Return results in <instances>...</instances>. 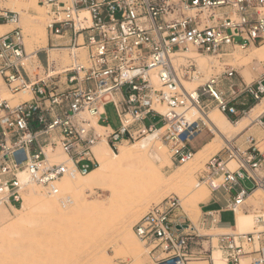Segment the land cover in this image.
<instances>
[{
  "label": "built area",
  "instance_id": "1",
  "mask_svg": "<svg viewBox=\"0 0 264 264\" xmlns=\"http://www.w3.org/2000/svg\"><path fill=\"white\" fill-rule=\"evenodd\" d=\"M36 3L45 12L46 48L31 53L19 13L0 8V26L12 27L0 33V204L7 207L21 205L28 185L55 196L64 178L95 169L94 148L103 141L115 152L157 130L172 165L182 166L195 154L191 142L204 131L212 136L205 121L211 108L240 119L264 96V72L246 83L226 65L193 95L182 84L202 74L185 53L218 61L264 44V0ZM49 50H65L68 62L50 59ZM107 104L115 109L117 130L105 123ZM191 107L200 115L183 125L180 110ZM154 118L162 125L146 124ZM253 123L258 136L225 145L208 158L195 184L227 196L226 211L251 214L252 232L200 234L209 217L218 223L212 213L193 223L180 198L170 195L132 227L152 264H214L215 250L223 264H264V202L246 206L257 190L264 194V110Z\"/></svg>",
  "mask_w": 264,
  "mask_h": 264
},
{
  "label": "rangeland",
  "instance_id": "2",
  "mask_svg": "<svg viewBox=\"0 0 264 264\" xmlns=\"http://www.w3.org/2000/svg\"><path fill=\"white\" fill-rule=\"evenodd\" d=\"M34 1L37 5V0H21V5L14 6L13 4H10L8 0H0V8H7L19 13L20 26L24 35V44L25 46L31 44L32 51L37 48H42L39 47L40 44L38 43L36 32L43 28L45 29L44 25L46 20L43 8L38 5L43 12V15L40 18V10L35 7V4L33 3ZM11 28L12 27H10V29ZM261 46L256 47L259 48ZM244 51L245 50H236L235 52H229L228 56L222 57V59L218 61L210 57L196 58V61L202 70V74L199 80L195 82L186 81L190 82L188 87H190V89H196L211 76H215L222 72L224 65L230 66L236 70L239 77L244 80L242 76L243 74L245 79L249 80L245 81L246 83L257 80L264 72V62H260L255 58L250 61V63H246V60L242 61V55L245 57L248 56ZM247 73L250 74L251 79ZM104 109L107 117L105 123L113 130H117L119 127V121L113 105L107 104ZM210 112H213L215 117L219 118L220 114L217 108H211ZM150 123H155L158 127L162 125L159 118L151 119L150 122L146 121L147 125ZM204 137L205 133L201 134L191 142L189 147L192 150L196 149V147L199 146V142ZM213 137V134L212 136L210 135L209 140ZM137 141L138 140L125 145H131ZM123 146H121V148ZM156 146L160 148L159 151L162 153L160 154V159L156 160L157 175L152 179L155 180V182L149 181L147 173L140 171V182L133 183L134 185L131 184L124 188L125 191L130 193L122 199L119 198L113 201L115 204H117L118 201L121 202L119 203L120 206L126 211L132 213L129 216L124 229H119L120 226H118L115 231L108 232L105 235L101 234V237V235L96 234L94 229L88 228V225L92 223V221L96 222V220H101L103 217V213L97 214L98 212L91 208L94 209V206H105L108 204L109 200H112L110 199L112 198V195L109 192L110 190L105 191L96 188L90 193L81 194V197L78 198L80 201L78 205L74 204L78 195H65L61 200H58L61 204L57 208L48 211L46 215L30 216V219H32V221L30 220L31 225H25V227L23 225L17 228L14 226L15 228H12L10 224L7 225V223H10L17 218L10 207L0 205V218L1 220H4L0 223V234L2 233L0 236H3L0 237V264H152L148 255V250H145L143 244L137 240L132 231L133 225L150 207L158 204L161 200L170 195H176L181 199L180 201L182 202L181 205L184 212L193 223H197L201 216V211L194 208V206L188 202L187 198L194 189L193 187L196 184L197 174L204 169V165L208 158L216 154L225 145L224 143L219 142L212 149L205 152L199 161L194 162L193 159V161L191 160L182 166L172 165L168 149L160 140L156 143ZM115 153H118V151H115ZM180 168L189 173L187 172L184 179L178 178L177 180H171V177H173ZM124 180L127 181L129 179L124 178ZM134 180L136 181V179ZM245 187L248 188L249 184H245ZM39 189L40 192L42 191L41 193L45 192L41 188ZM203 192L205 195H209V190L206 187H203ZM134 193L137 194L135 196H138V199L133 196ZM128 196L131 197L129 198ZM184 196H186L185 199ZM121 200H123V203ZM263 202L264 194H260L258 198L253 197L249 199L248 204L257 208L259 207V204ZM208 205V208L214 207L212 203H209ZM246 215L251 216L252 231L254 228L253 217L251 214ZM237 216H239V220L243 224V229H246L248 227V220L241 215ZM227 223H229L228 217L224 219L223 225ZM92 225L95 226L96 223H92ZM6 226L11 227L9 228V232ZM124 233H131L132 238L136 243L135 245H138L137 248L141 254L138 260L134 258V250L132 248H122ZM222 233L225 232L217 230H200V234L217 235ZM1 238H6V240ZM216 256L220 258L219 253H215L214 257Z\"/></svg>",
  "mask_w": 264,
  "mask_h": 264
},
{
  "label": "bare ground",
  "instance_id": "3",
  "mask_svg": "<svg viewBox=\"0 0 264 264\" xmlns=\"http://www.w3.org/2000/svg\"><path fill=\"white\" fill-rule=\"evenodd\" d=\"M8 2L10 4H13L14 6L22 4L21 0H8ZM33 3L35 4V1ZM35 7L39 8L40 18H41V16L43 15L41 7H39L36 4H35ZM83 15L88 17V14L86 12H83ZM4 30H5V27L0 26V32L4 31ZM36 35L38 36L37 40H38V43L40 44L39 47L46 48V32H45V29L43 28L40 31H37ZM25 49H26L27 53L33 52L31 44L26 45ZM38 49H42V48H37L36 50H38ZM241 51H243V50H241ZM244 52L247 53L248 56L245 57L244 55H242L241 56V57H243L242 61L246 60V63H250V61H252L255 58L260 62L261 61L264 62V45L259 47V48L253 46V47L249 48L248 50H245ZM49 56H50V59L60 57L63 60H65V62H68V54L66 53L65 50L62 53H56L55 50H49ZM184 56H185V58H192L196 62V65L198 66V68L201 70V68L199 67V65L196 61V58L200 59V58H203L206 56H198L192 52L185 53ZM180 62H186V61L181 60V61H179V63ZM201 72H202V70H201ZM247 75L250 76L249 73H247ZM189 83L190 82H186V81L182 82L186 91L189 94L193 95V92L195 89H190V87H188ZM260 102L261 103L255 109H253L251 111L250 115H248L246 118L240 120L239 123L237 122V124H235V125L228 122L225 119V117L223 116V114H221L220 112H219V114H220L219 118L215 117L213 112H210L207 115V118H205V121H206V123H207V125H208V127H209V129L212 132L214 137L211 139L210 142H208L206 145H204L202 148H200V150L195 152V154L193 156L194 162L199 161V159L201 158V156H203V154L205 152L212 149L219 142L224 143V144L227 143V145H228L230 142H228L226 140H230L235 133H237L243 126H245V124H247V122L249 120H251L253 117H255L262 110V108L264 107V96ZM159 112H161L162 114H165L166 108L160 107ZM180 112L184 114L182 116V118L184 117L182 119V121L186 120V122L183 125H185L187 122H191L192 120H194L196 117H198L200 115L198 110L194 107L184 109V110H180ZM159 140L160 139L158 138V131L156 130V131H153L152 133H148L146 136L142 137L141 139H139L134 144H131V145L121 144V145H119L118 153L113 152L107 146V144L104 141L99 143L94 148V152H95L96 158L98 160V166L95 169L91 170L86 175H77L75 178H64L58 186L59 193L55 196L48 195L46 192L41 193L42 191L40 192V189H39L40 187H37V186L32 185V184L28 185L22 194L21 206H18V207L10 206V208L14 212L15 217L17 219H15L14 221H12L10 223H7V225L10 224V226L12 228L14 226L17 228V227H19V226L21 227L23 225H24V227H25V225H31L30 220L32 221V219H30V216L46 215L48 213V211L57 208L61 204L58 202V200H61L63 198V196L69 195V194L78 195L76 197V201L74 202L75 205H78L80 203L78 198L81 197V194L90 193L92 190L97 188V189H101V190H105V191L110 190L109 192L112 195V198H110V199H112V200H109V203L106 204L105 206L99 205V206H94V209L91 208L92 210L97 211L98 212L97 214L103 213V217L101 218V220L100 219L96 220V222L92 221V223H96V225L93 226L92 223H90L88 225V228L94 229V231L98 235H101V234L105 235L108 232L115 231L118 226H120L119 229H121V228L124 229L126 226L127 220L132 213L123 209L119 204L121 202L118 201V203L115 204L113 201L117 200L119 198L122 199V198H124V196H126L127 194L130 193L128 191H125L124 188H126L127 186H129L133 183L140 182V179H139L140 178V176H139L140 171L147 173V177H148L149 181L155 182V180H152V179L154 177H156L155 175H157L156 160L160 159V154L162 153V152L160 153V151H159L160 148H158L156 146V143ZM121 146H123V147L121 148ZM161 156H163V155H161ZM193 159H192V161H193ZM163 161H164V159H163ZM163 161H162V163H163ZM166 161H167V159H166ZM233 164L234 163L231 162L230 165H233ZM187 172L188 171H185L184 169L180 168V170L173 177H171V180H174V179L177 180L178 178L184 179V176L187 175ZM190 172H191V170H190ZM145 176H146V174H145ZM124 178L129 179V180L126 181V180H124ZM134 179H136V181ZM154 188H156V187H154ZM193 188L194 189L192 190V193L187 198V200L189 203H191L194 206V208H196L199 211L198 203L205 197V194L203 192V187L196 188L194 185ZM137 191H138V189H137ZM117 193H119V194H117ZM135 193H137V192H135ZM135 193H134V195L133 194H131V195L136 197L135 195H137V194H135ZM260 194H263L262 190H257L252 196L249 197V199H251L253 197L258 198L260 196ZM128 197L130 198L131 196H128ZM185 197L186 196H184V199H185ZM139 198H140V196H139ZM121 201L123 203V200H121ZM70 204H73V203H70ZM0 205H3V204H0ZM235 215H241L248 220V227L246 229L245 228L243 229V224L239 220V216H237V230H238L237 232L249 233L251 231V220H252L251 216L243 214L241 212H236ZM3 219H4V217H3ZM3 221L4 220H1V218H0V223ZM11 227L6 226L8 232L10 230L9 228H11ZM223 232H227V231H223ZM0 237H3V236H0ZM101 237H102V235H101ZM1 239L6 240V238L5 239L1 238ZM122 243H123L122 248H132L134 250V258L138 260L139 257L141 256V254L139 252V249L137 248L138 245L137 246L135 245L136 243L133 240L131 233L130 234L124 233V238H123ZM145 250L147 251L148 249L145 248ZM215 253H219V252L215 251L212 254V260H213L214 264H220V263L223 264L221 256H220V258L218 256L214 257ZM198 264H202V263H198ZM203 264H206V263L203 262Z\"/></svg>",
  "mask_w": 264,
  "mask_h": 264
},
{
  "label": "crops",
  "instance_id": "4",
  "mask_svg": "<svg viewBox=\"0 0 264 264\" xmlns=\"http://www.w3.org/2000/svg\"><path fill=\"white\" fill-rule=\"evenodd\" d=\"M2 1V0H1ZM5 27L4 31L1 32H5L7 30L10 29V26H2ZM0 32V33H1ZM43 48V47H42ZM244 81H249L247 79H245L244 75L242 74ZM251 79V76H250ZM261 102L257 103L255 106H253L251 108V110L242 118L240 119H236L234 117H227L224 116L225 119L230 122L231 124L235 125L237 124V122L239 123L240 120L246 118L248 115H250L251 111L253 109H255ZM264 110V107L262 108V110L255 116L253 117L251 120H249L247 122V124H245V126H243L237 133H235L233 135V137L230 140H226L228 142H230V144H232L233 146H240L242 144H244V140L248 137V136H254L259 134L255 124L253 123V120ZM203 133H205V137L199 142V146L196 147V149H194L195 152H197L198 150H200V148H202L204 145H206L208 142L211 141V139L209 140V136L211 134H209L208 132L204 131ZM202 133V134H203ZM201 135V134H200ZM199 135V136H200ZM196 139V138H195ZM205 140V141H204ZM224 145H227V143H225ZM245 184H249V187L246 188ZM242 186L246 189L249 190L252 188V183L245 181L242 182ZM232 195H234V193H232ZM228 197L225 196L222 192H219L217 194H211L209 191V195L207 196V194L205 195V197L198 203V209L199 211H201V215L205 212H211L213 215V219L218 222V223H212L211 218L209 217L204 228L202 230L205 231H212V230H217V231H231V232H237V215L232 214L229 211H226L225 207H226V203L228 201ZM249 199L246 201V206H252L251 204H248ZM212 203L213 204V208H208V204ZM246 214V213H245ZM228 217L229 218V223L223 225V221L224 219ZM203 264V262H201ZM191 264H198V263H191Z\"/></svg>",
  "mask_w": 264,
  "mask_h": 264
}]
</instances>
